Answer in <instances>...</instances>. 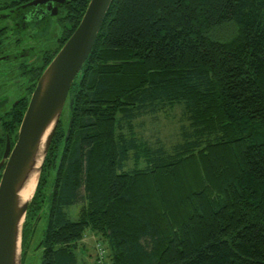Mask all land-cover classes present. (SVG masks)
Returning a JSON list of instances; mask_svg holds the SVG:
<instances>
[{
	"label": "trees",
	"instance_id": "trees-1",
	"mask_svg": "<svg viewBox=\"0 0 264 264\" xmlns=\"http://www.w3.org/2000/svg\"><path fill=\"white\" fill-rule=\"evenodd\" d=\"M22 2L0 0V16ZM89 2L64 6L58 46L1 116L0 160ZM7 34L0 26V52ZM66 106L25 217L23 261L47 213L43 264H78L89 228L112 264H264V0H113ZM176 107L180 140L145 139L144 117Z\"/></svg>",
	"mask_w": 264,
	"mask_h": 264
},
{
	"label": "water",
	"instance_id": "water-1",
	"mask_svg": "<svg viewBox=\"0 0 264 264\" xmlns=\"http://www.w3.org/2000/svg\"><path fill=\"white\" fill-rule=\"evenodd\" d=\"M54 1L64 2L36 0L32 3ZM112 2L113 0H90L79 25L38 78L14 146L10 137H7L0 160V170L3 169L0 179V264H23V227L35 192L30 200H23L21 192L35 175L39 182L71 87L93 50ZM57 13L58 7L54 14ZM73 101L71 100V108ZM69 132L70 128L67 136Z\"/></svg>",
	"mask_w": 264,
	"mask_h": 264
},
{
	"label": "rangeland",
	"instance_id": "rangeland-1",
	"mask_svg": "<svg viewBox=\"0 0 264 264\" xmlns=\"http://www.w3.org/2000/svg\"><path fill=\"white\" fill-rule=\"evenodd\" d=\"M61 26L59 23L52 22L48 31H43L40 36L38 48L41 49L43 55L53 53L57 47L58 38L61 35ZM39 35V34H38ZM23 62L22 57H15L11 60L0 58V99H8L0 106V118L3 113L9 109L11 103L20 95L24 94L29 85L28 79L21 78L19 65ZM67 105V103H66ZM171 114L161 113L158 117L147 115L142 120L140 130L150 143L156 145L158 142L171 146L180 140L181 126V108L176 107L170 111ZM170 116V117H169ZM64 129H67V120L69 118L68 107L65 106L63 111ZM2 128L0 124V134ZM77 203L69 208L70 217L77 219L80 209ZM49 226L48 214L42 216L36 221L34 230L31 233V239L27 254L24 255L23 264H43L44 247L43 240L46 237ZM77 250L78 264H112L110 249L107 242L101 234L92 229H87L84 238L79 241Z\"/></svg>",
	"mask_w": 264,
	"mask_h": 264
},
{
	"label": "flooded vegetation",
	"instance_id": "flooded-vegetation-1",
	"mask_svg": "<svg viewBox=\"0 0 264 264\" xmlns=\"http://www.w3.org/2000/svg\"><path fill=\"white\" fill-rule=\"evenodd\" d=\"M34 1L36 0H23L22 3L18 4L22 8L21 11H17L16 14L9 12L0 16V26L5 28L8 33L7 35L10 37L8 41L6 40L7 49L4 52H0V58L5 57V59L10 60L17 56L22 57L23 62L19 67H21V65H26V67L20 68V74L22 75L21 78L27 77L28 82L30 77L27 76L26 73L31 75L32 69L35 68L36 64H39L44 58L41 49L38 48L42 32L48 31L52 22L59 23L60 25V22L57 19L64 16V14H62L64 6H67L71 0H64L63 3L55 1L47 3H32ZM56 7H58V13L54 14ZM16 34L18 35L16 36ZM29 86L30 82L27 88ZM27 88L24 94L17 97V99L11 103L10 107L16 105L30 92ZM6 100L5 98L0 99V106L3 105ZM2 171L3 169L0 170L1 175Z\"/></svg>",
	"mask_w": 264,
	"mask_h": 264
},
{
	"label": "bare ground",
	"instance_id": "bare-ground-1",
	"mask_svg": "<svg viewBox=\"0 0 264 264\" xmlns=\"http://www.w3.org/2000/svg\"><path fill=\"white\" fill-rule=\"evenodd\" d=\"M37 182L38 176L35 175L21 192V197L23 200H30L32 198L37 186Z\"/></svg>",
	"mask_w": 264,
	"mask_h": 264
}]
</instances>
